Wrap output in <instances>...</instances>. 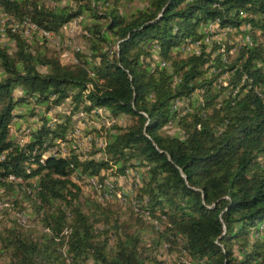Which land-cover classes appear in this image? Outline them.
I'll list each match as a JSON object with an SVG mask.
<instances>
[{
	"label": "trees",
	"instance_id": "1",
	"mask_svg": "<svg viewBox=\"0 0 264 264\" xmlns=\"http://www.w3.org/2000/svg\"><path fill=\"white\" fill-rule=\"evenodd\" d=\"M141 1L125 12L122 0H0V197L27 199L43 226L37 238L18 222L1 228L0 264H162L163 246L176 264H264V0ZM78 17L67 64L63 41L11 26L57 37ZM98 109L131 118L92 142L98 158L69 148L42 159L71 143L74 114ZM26 117L35 128L11 134ZM168 124L178 132H160ZM139 167L127 219L82 197L79 180Z\"/></svg>",
	"mask_w": 264,
	"mask_h": 264
},
{
	"label": "rangeland",
	"instance_id": "2",
	"mask_svg": "<svg viewBox=\"0 0 264 264\" xmlns=\"http://www.w3.org/2000/svg\"><path fill=\"white\" fill-rule=\"evenodd\" d=\"M122 2H123L122 3L123 6H121V8L125 12H131L135 10L136 8H139V7L141 8L144 6L141 0H122ZM81 33H82V25L77 23V24H72L71 27L62 31V36H57V37L53 36L49 38V41L51 43H54L57 45H59L60 42L63 41L61 44V46L63 47V50L61 51L62 53L60 55L63 63L67 64L72 61V57H70L71 54L69 53L66 45L69 44L72 46H78L82 41ZM221 35L222 34H219V33L216 34L217 37H221ZM0 72H1V68H0ZM54 111L62 113V114H69L70 108H69L68 103L64 104L60 107L55 108L54 110H51L48 113V116L53 117V114L55 113ZM71 120H72L71 123L73 124L74 128H73L72 133L69 135L70 140L72 139V134L77 133L76 129L79 128L83 136L90 135L93 139V142H99V144H101L102 140H104L103 138L104 135H101V134H104L105 129L109 128L113 123L121 124L124 126L131 122V118L128 115L122 114L118 116L117 118H113L110 116L109 112L104 109H98L97 113L96 112L91 113L90 116L81 115V113H76L73 115ZM34 121L35 119L28 118V117H26L25 119L16 118L11 127V134H15L16 129L19 126L25 128L29 124V127L31 129L35 128L36 124L33 123ZM160 132L167 133V134H176L178 132V129L174 124H168L164 126L160 130ZM96 146L93 144L91 145V147H81L78 150H74V152L77 154H81L83 157L88 156V157L98 158L100 154L93 153L95 148H97ZM68 147L70 148L69 145ZM143 169H144L143 167H139L138 169L132 168V169L127 170L125 175H120V176H115L111 174L110 171H106V172L102 171L101 174H103L104 176H108V177L113 176L117 178V183H119L123 187L124 186L127 187L130 184H136V183L140 185L142 181L141 171ZM79 184L81 185V188H82V197L84 196L93 197L94 195H96L94 188L87 183L85 178L82 180H79ZM3 197L13 198L11 196L9 197L8 195H3ZM19 204L20 205L15 206V207L21 210H25L27 215L29 216L28 221L25 224H21L23 229L31 232L33 237L35 238L39 237L42 232V227H43L39 220L40 217L34 214L30 206V202L27 199L20 198ZM102 204H106V203H102ZM109 204H113L118 207L117 211L120 213L121 219H127L129 217L130 211L128 210V207L126 208V207L121 206L116 200H114L113 202ZM12 224L14 225L15 223H12ZM4 226L5 225L3 224V222H0V229L3 228ZM65 256H66V259L70 261V258L68 257V255L65 254ZM157 257L160 260H162V264H176L177 258L182 257V255L178 252L177 249L168 250L166 247L163 246L160 248ZM3 259L4 257L0 256V261Z\"/></svg>",
	"mask_w": 264,
	"mask_h": 264
},
{
	"label": "built area",
	"instance_id": "3",
	"mask_svg": "<svg viewBox=\"0 0 264 264\" xmlns=\"http://www.w3.org/2000/svg\"><path fill=\"white\" fill-rule=\"evenodd\" d=\"M7 19V13L2 11L0 8V34H1V40L5 41L4 37V23ZM81 18H75L74 20L66 23L63 25L61 31H64L65 29L72 26V24H77ZM13 30L15 28H19V26H23V34L26 37H31L33 32L38 31V33L41 36H45L47 38L53 37L54 35L51 32L45 31L40 29L36 23L31 22L29 20H23L21 22H18L16 24L11 25ZM218 32V25L217 23H210L207 27V32ZM219 33V32H218ZM217 33V34H218ZM217 38V36L215 35ZM219 38V37H218ZM245 39L247 41L250 40L249 36L246 35ZM205 41H208V37L205 39ZM225 86L227 83L222 82ZM81 115H84L81 113ZM77 133L72 134L71 143H65L60 142V140H57L55 142V146L49 150L48 153H45L42 155V159L46 158L47 155L52 156H61L66 157L69 154V147L78 150L81 147H91L93 139L90 135L83 136L81 133V130L79 128L76 129ZM76 132V131H75ZM101 142V140H100ZM105 141L102 140L101 144L99 142H96L98 146H104ZM100 176H104L101 174ZM100 176H89L86 177L87 183L92 186L96 192L97 198L102 203H111L114 200H116L121 206L123 207H132L134 211H137V205L134 201V195L136 193L138 183L136 184H130L127 187L121 186L119 183H117V178L113 176H104V178L100 179ZM6 181L8 182H22L23 180L21 178H18L14 175H9L6 178ZM121 187V188H120ZM42 214L39 215V217ZM29 219V216L27 215L25 210H21L16 208L13 203L8 199L4 197H0V222H3L4 225H9L14 222H18L20 224H25ZM44 231H48V228H43ZM68 233L67 231H65Z\"/></svg>",
	"mask_w": 264,
	"mask_h": 264
}]
</instances>
